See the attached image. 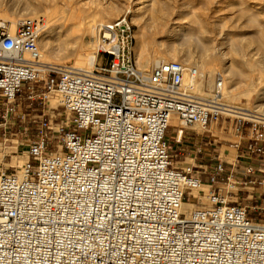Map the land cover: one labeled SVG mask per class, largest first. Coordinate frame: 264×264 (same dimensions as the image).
Listing matches in <instances>:
<instances>
[{
    "label": "built area",
    "instance_id": "1",
    "mask_svg": "<svg viewBox=\"0 0 264 264\" xmlns=\"http://www.w3.org/2000/svg\"><path fill=\"white\" fill-rule=\"evenodd\" d=\"M42 28V19L13 31L0 20L3 149L8 137L12 154L23 146L10 133L26 121L23 83L26 99L52 94L51 113L60 109L32 117L26 164L2 169L0 157V264H264V113L226 103L219 74L208 94L179 62L144 75L121 22L96 26L89 69L44 63ZM172 116L175 144L185 127L231 130L233 160L206 154L213 142L202 137L177 161L165 138ZM183 203L200 207L187 216Z\"/></svg>",
    "mask_w": 264,
    "mask_h": 264
},
{
    "label": "rangeland",
    "instance_id": "2",
    "mask_svg": "<svg viewBox=\"0 0 264 264\" xmlns=\"http://www.w3.org/2000/svg\"><path fill=\"white\" fill-rule=\"evenodd\" d=\"M0 1H16V0H0ZM37 1H48V3H46L47 8H50L51 14L52 13L53 14L44 15L42 14V12H39L40 14L36 13V14L27 15V13L25 14V11L19 9H17V11L13 13L8 2H3L2 4H0V13L15 17L20 21L26 18L34 19V20L42 19L43 28L39 38V41L41 42L39 44V49L42 55H44V51H43L44 42L50 43V45L54 48H56L57 46L58 47L63 46L65 49L71 51L78 46L81 47L84 51L87 52L89 51L88 53H93L94 55L95 47L93 44L94 41L93 35L96 32H94V34L91 35L88 32H84L81 28L76 27L75 25H77L79 21V17L85 16L86 13L97 12V15L99 14L100 19H102L100 23L113 24L116 22H121L122 25H126L130 28L131 44H129L127 48H128V52L130 53L135 63L136 61L140 60V57L146 55V53L150 52L151 49L153 48L157 50H164L169 47L176 46V44L180 41H178L173 37L176 36V34L182 35L183 41H181V43L185 42L187 44L185 46L186 47L185 49L190 51L192 57L194 56L193 57L194 60L196 58V61L201 62L202 58H205L207 56L206 59L210 60V64L212 63V65H210L212 66V71H213L212 75L209 77V75L206 72H204L203 74L204 76L202 78V90L199 93H204V94L210 93L214 87V82L219 73H221V75L225 79L224 86H226L227 90H230L232 88L234 94L241 92L244 89L243 87L245 84V80H243L242 78L230 79L229 76L226 75L227 73H225L224 70L228 66H229L228 68L236 67L237 62L241 61L242 59H244V61H250V62L251 60L252 61L260 60L261 54H264V36L259 37L260 35L257 34V32L260 30L264 32V0H37ZM51 1L52 2L56 1V2L51 3ZM163 2L164 3L166 2L168 6L165 3L166 6L165 7L163 5ZM108 6H110L115 10L111 12L112 14L110 13L111 16H109V12L107 11L111 9L110 7H109L110 9H107ZM105 8L107 13L106 11H104ZM12 13L14 14V16ZM161 17H167V22H168L167 25L162 27L159 25V23H161L160 22ZM172 22L175 24H173ZM137 24L146 25V27H144L143 30L141 31L144 36L143 37L141 35L144 41L141 39L143 42L140 44L141 45L140 56L138 55L137 57V59L139 60H136L134 56V52L132 50L135 45L134 32L138 31ZM200 24L204 26V29ZM8 25L10 27V23H8ZM96 25H99V22H97ZM258 26H260V28ZM196 29L199 30L202 34H200V32H196ZM11 30H13V28H11ZM170 32H173L171 33L172 35H169ZM195 32L197 34H195ZM126 34L127 33H125V35ZM150 36H152V38H150ZM224 41L225 42L228 41L229 44L230 43L234 44V42H237V44L239 43L240 45H242L243 48L241 46L242 49L241 48L240 49H241V55L244 58L241 59L240 56H237L238 54L230 52L232 51V49L229 48L231 44L227 46L222 45L220 47L219 44L221 45ZM65 42H67L66 43L67 45L64 44ZM90 45L93 48L90 47ZM206 47L207 49L209 48L210 50H208V52L204 54L203 50ZM219 48H223V49L219 50L218 53L217 49ZM141 49L144 50H142L141 52ZM217 53L221 54L222 56L221 55L217 56ZM200 54L203 57H199ZM42 59L43 61H45L43 57ZM171 59L172 58L170 57L167 58L168 62L173 61ZM181 59L183 58H181V54H180L176 57V61L175 60L174 61L179 62ZM191 61H193V59ZM191 63L194 62H190L188 64L189 67H193ZM61 64L73 65V62L69 58V60L58 62L56 65H61ZM137 67L139 66L137 65ZM152 67L153 66L147 67L145 70L148 71ZM254 68L241 67V70L242 72H244L245 70L247 71V72L245 71L246 73L244 72L245 75H250L251 72H253L256 75L258 73L257 77L259 79L262 76L263 78H261L259 81L261 84L258 82V89L260 86H262L263 88L264 67H261V65L257 64L256 67ZM140 70L142 71L141 68ZM259 72L261 73L260 76H259ZM208 80H210L212 85L210 89L207 88ZM26 89H27L26 83H23L20 96L16 101V104L20 109V113L25 115L26 121L24 122V124H21L16 121L14 127H12L10 131L11 134H16V133L21 134L19 135L18 144L23 146L22 148H19L17 153L12 154V152L14 151V147L16 145L15 138L11 139L10 137H8V139L13 141H9L8 147H6L5 149H3L4 148L3 145H0V157L2 154L8 155V157L3 161L4 164L2 166L3 169L8 168L9 170H15L17 169L15 168V166H20L24 161L26 156L25 153L26 151L25 145L27 144L26 141L28 139H31L33 136H35L34 133L35 131L33 129L34 125L32 124V117L34 115L39 116L43 111V112H47L50 118H53L54 114L60 112V109H57L53 111L54 114L51 113L52 111L50 109L55 108L57 105V101L54 95L52 94L47 95V98L42 101L41 99L35 98V100L31 102L30 100L26 99L27 97ZM258 92L259 91L254 92L248 98L240 97L239 98L240 100L238 99L236 101H230L227 99L224 100L226 103L231 105L254 108L256 105V95L258 94ZM56 118L57 119L53 121V125L58 124V122L62 119L58 116ZM173 124H176V126H181V123H179V121H177L176 119L175 122L173 121ZM24 126L27 128V130L25 133L22 134V129L25 128ZM193 127L195 130H191L192 129L191 127L184 128L185 130L184 139L182 141V145H180L179 147L180 149H182L183 151L182 154L184 156L193 153L196 146H198L197 144L200 143V139L204 137L206 141L211 140V142H213L212 146H208V147L206 146L208 148L205 151L206 154H213L215 151L217 152L219 151L221 153L224 152L225 155L227 154L225 158L227 162H231L233 160L235 151L234 149L230 148V146H231V142L237 141V139L234 137L231 130H229L228 132H223L219 130L218 126L215 123H211L209 126H207L205 128V132H203L204 130H202L199 127H195V126ZM54 128L56 129V127ZM20 129L21 131H19ZM172 134H173L172 129L167 131L166 138L169 139L170 141L172 140ZM169 144L170 146H172L173 151L177 150L174 144H172L171 142H169ZM201 146H205V145L202 144ZM13 156L16 157L12 158ZM183 158L184 157L180 159L178 158L177 161L182 162L184 160ZM185 161L186 163L191 162L188 158ZM193 206L194 209L200 207L197 204L195 205L193 204Z\"/></svg>",
    "mask_w": 264,
    "mask_h": 264
},
{
    "label": "bare ground",
    "instance_id": "3",
    "mask_svg": "<svg viewBox=\"0 0 264 264\" xmlns=\"http://www.w3.org/2000/svg\"><path fill=\"white\" fill-rule=\"evenodd\" d=\"M3 2H8L9 5H10V8L12 10V12L14 13L15 11H17V9L19 10H23L25 11V14L27 13V15L29 14H36V13H39V12H42V14H47V15H52L51 14V10L50 8H47V4L48 1H37V0H16V1H0V4H2ZM50 2V1H49ZM54 3L56 1H53ZM51 1V3H53ZM96 2V1H95ZM94 2V3H95ZM50 3V4H51ZM99 3V2H98ZM97 3V4H98ZM166 3V2H165ZM165 3L163 2V5L165 6ZM161 4V3H160ZM52 5V4H51ZM64 5V4H63ZM166 5L168 6V4L166 3ZM46 6V7H45ZM98 6V5H97ZM49 7V6H48ZM110 6L107 7V9H110L109 8ZM166 7V6H165ZM45 8V9H44ZM68 8V7H67ZM52 9V8H51ZM71 9V8H70ZM70 9H69V12H70ZM66 10V9H65ZM96 10V9H95ZM94 10V11H95ZM99 10V9H98ZM68 11V10H67ZM66 11V12H67ZM101 11V10H100ZM103 11V9H102ZM104 11H106V8L104 9ZM109 12V16H111V12L115 11L113 8H111L110 10H107ZM106 11V13H107ZM50 12V14H49ZM12 13V14H13ZM105 13V12H104ZM105 13V14H106ZM111 13V14H110ZM11 14V15H12ZM40 14V13H39ZM24 15V14H23ZM70 15V14H69ZM14 16V14H13ZM71 16V15H70ZM22 18V17H21ZM0 20L4 21V22H8L10 23V29L13 28V30L15 29V27L17 26V23L21 22L19 19H16L15 17H12V16H9V15H4V14H1L0 13ZM36 20V19H35ZM161 23H159V25L162 27V26H165L168 24L167 22V17H161L160 19ZM174 20V19H173ZM100 21H102V19H100V15L98 14L97 15V12H91V13H86L85 16L83 17H79V21L77 23V25H75L76 27H79L81 28L84 32H88L89 34L93 35L94 32H96V24L97 22L100 23ZM136 23V22H135ZM139 23V22H138ZM173 23V22H172ZM255 23V22H254ZM175 24V23H173ZM202 24V23H201ZM200 24V25H201ZM138 25V24H137ZM199 25V26H200ZM204 29V26L201 25ZM200 26V27H201ZM146 27V25H138V31H135L134 32V38H135V45L133 47V52H134V56L136 58V60H139L137 59L138 55L140 56V48H141V43L144 41L142 39V36H143V33L141 32L143 30V28ZM260 28V26H258ZM11 30V31H13ZM156 30V29H155ZM260 30V29H259ZM145 31V30H144ZM157 32V31H156ZM196 32H200L199 30L196 29ZM195 32V34H197ZM142 33V34H141ZM171 33L173 32H170L169 35H172ZM200 34H202L200 32ZM258 35H260L259 37H263L264 36V32L263 31H258L257 32ZM142 35V36H141ZM151 35V34H150ZM257 35V36H258ZM153 36V35H152ZM152 36H150V38H152ZM190 36V35H189ZM40 37V35H39ZM144 37V36H143ZM173 37V36H172ZM173 38L177 39L178 42L176 44V46H173V47H169L167 49H164V50H157V49H151L150 52H147L146 55H143L142 57H140V60L139 61H136V65H138L141 69H142V73L144 75H147L149 74L150 70L146 71L145 69L147 67H150V66H155L156 64L158 63H161V62H168L167 58H172L171 60H175L176 61V57L178 55L181 54V59L179 61L180 64L184 65L185 67H189V63L190 62H194V63H191L193 65V67L197 70L198 72V79L197 81L195 82V89L197 92H201L202 90V78H203V74L204 72H206L209 77L212 75V63L210 64V60L209 59H206L205 58H202L201 62H198L196 61V58L194 60V56L192 57V54L190 53L189 50L185 49L186 47V43H181V41H183L182 39V35H177L174 36ZM76 39V38H75ZM143 41H142V40ZM260 39V38H258ZM153 41V40H151ZM225 42V41H224ZM223 42V43H224ZM232 42V41H231ZM41 42L38 41V46ZM67 42H65L64 44H66ZM219 44V46L221 47L222 45L224 46H227V45H230L227 42H225L224 44ZM227 43V44H226ZM90 44V43H89ZM155 44V43H154ZM239 44V43H238ZM237 42H234V44L232 43L230 45L229 48L232 49V51L230 52H233L235 54H238L237 56H240V58H244L242 55H241V49L243 48L242 45H238ZM43 48H44V55H42V57L44 58V63H49V64H57L58 62H62L64 60H70L73 62V66L76 67V68H79V69H89L91 68L92 66V63L93 61L95 60V56L93 55V53H88L87 51H84L81 47H75L72 51L71 50H67L65 49L63 46H60V47H52L50 45V43L48 42H44L43 44ZM67 45V44H66ZM70 45V44H69ZM92 45V43H91ZM90 45V47H92ZM140 45V46H139ZM204 46V45H203ZM242 46V48H241ZM143 47H146V46H143ZM93 48V47H92ZM241 48V49H240ZM204 49V48H203ZM223 48H219L217 49L218 53H219V50H222ZM230 49V50H231ZM142 50L144 49H141V52ZM208 50H210L209 48L207 49V47L203 50L204 51V54L208 52ZM87 52V53H86ZM144 52V51H143ZM217 53V56L218 55H221V54H218ZM203 54V55H204ZM215 56H216V53H215ZM222 56V55H221ZM197 57V56H196ZM199 57H203L201 54ZM193 59V61H191ZM198 59V58H197ZM200 59V58H199ZM240 59V60H241ZM236 61V60H235ZM238 61V60H237ZM54 62V63H52ZM212 62V61H211ZM261 65V67H264V54H261V57H260V60H256V61H244V59H242L241 61L237 62L236 64V67L234 68H228L226 67V69L224 70L225 73H227L226 75L229 76L230 79H233V78H242L243 80H245V84H244V89L237 93V94H234L233 93V89L231 90H227L226 86H224V78L223 76L221 75V73H219V75L221 76L222 80H221V95L223 97V99H227V100H230V101H236L238 100L240 97H245V98H248L251 94H253L254 92L256 91H259L258 94L256 95V105L253 109L259 111V112H262L264 113V86L262 88V86L259 87L258 89V82L260 81L261 78H263L261 76V78L259 79L257 77V75L253 72H251L250 75H245L244 72H242L241 70V67L244 68V67H256V65ZM138 67V68H139ZM139 68V69H140ZM259 68V67H258ZM150 69V68H149ZM255 69V68H254ZM258 70V69H257ZM260 71V69H259ZM224 73V74H225ZM253 73V74H252ZM260 72H259V76H260ZM201 78V79H200ZM228 78V77H227ZM228 80V79H227ZM233 81V80H232ZM244 82V81H243ZM242 82V84H243ZM262 82V81H261ZM260 83V82H259ZM261 84V83H260ZM212 85H211V82L210 80L207 81V88H211ZM214 87H215V82H214ZM213 87V89H214ZM230 88V87H229ZM212 89V90H213ZM210 91V90H209ZM212 92V91H211ZM56 99V98H55ZM240 100V99H239ZM57 103H58V100L56 99ZM246 107V106H245ZM172 121H175V118L172 116L169 120V125L171 124ZM193 127V126H191ZM195 127H199V126H195ZM194 128V127H193ZM201 128V127H199ZM180 138V134L178 135V139ZM1 145V144H0ZM16 156H13L12 158H14ZM26 161H27V157L25 156V159L24 161L22 162V164L20 166H15V168H18V167H21L22 165L26 164ZM20 163V162H19ZM15 164V163H14ZM3 169V168H2ZM6 169V168H4ZM18 174L20 175L21 174V171L19 170ZM206 186H203V188H205ZM193 195H196L197 196V191H193L192 192ZM202 201H204L202 199ZM197 208L194 209V206L193 204H186V203H183L182 204V207H181V212L186 214L187 216H189L192 212L196 211Z\"/></svg>",
    "mask_w": 264,
    "mask_h": 264
},
{
    "label": "crops",
    "instance_id": "4",
    "mask_svg": "<svg viewBox=\"0 0 264 264\" xmlns=\"http://www.w3.org/2000/svg\"><path fill=\"white\" fill-rule=\"evenodd\" d=\"M175 122V121H174ZM175 127H177L176 126V124H173V121L171 122V124H170V127L166 130V134H167V131L168 130H173V134H172V140L170 141L169 139H167L166 138V134H165V138H166V140L168 141V142H171L172 144H174L175 146H176V148H177V150L176 151H173L172 150V152H173V155H176V160L179 158H182V157H185L183 154H181V155H177V153L176 152H178L179 150H181L182 151V149H180L179 147H180V145H182V141H183V139H184V133H185V130H183V134H182V137H181V139H180V144H175L174 143V139H175ZM192 128V129H191ZM190 129L191 130H195L193 127H191ZM171 148H172V146H171ZM230 148H232V149H234V151H235V148L233 147V146H230ZM183 152V151H182ZM188 155V154H187ZM187 204V203H186Z\"/></svg>",
    "mask_w": 264,
    "mask_h": 264
}]
</instances>
